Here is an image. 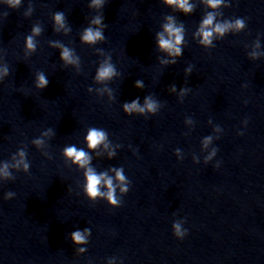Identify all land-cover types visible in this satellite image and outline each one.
Here are the masks:
<instances>
[{"label":"clouds","instance_id":"1","mask_svg":"<svg viewBox=\"0 0 264 264\" xmlns=\"http://www.w3.org/2000/svg\"><path fill=\"white\" fill-rule=\"evenodd\" d=\"M0 2L6 4L11 9H17L21 6L22 0H0ZM106 0H91L88 4L89 9L101 10L104 8ZM161 2L171 8L174 12L182 13L187 16L192 14L196 5L190 0H161ZM200 3L204 6L206 11L202 17L196 32L193 34V39L197 40L199 45L205 49H210L215 47L213 43L215 40L223 39L228 33H239L246 28V20L244 18L235 19H221L223 13L220 11L222 8L229 7V4L225 3V0H200ZM33 7L30 4L28 11L24 13L25 17L32 14ZM7 16V13H4ZM53 30L59 32L64 29L65 32H71V27H66V17L62 11H57L52 16ZM96 26V27H93ZM107 25L104 23V15L102 11L98 15H94L89 23V26L84 28L80 35V41L86 45H95L98 42H103L105 40L104 30ZM43 29L39 24H35L31 29V34L25 38V48L28 53H33L36 51V42L34 37L40 35ZM156 47L159 52L166 54L167 58H159L160 63L163 65H175L177 58L181 57L183 54V46L185 45V28L183 23H178L175 16L167 15L164 17V22L161 25V31L155 34ZM53 47L59 48L60 60L65 65H79L80 59L78 56H74V50L62 45L59 41L51 42ZM254 49H260L261 44L259 37L253 42ZM100 51H103L99 49ZM261 56H264V52L252 51L248 53L249 59L255 61ZM111 55L109 54L107 59L99 65L96 71L94 80L98 83H103L105 81L111 80L114 76L119 75L115 66L110 62ZM192 66L185 68L184 74L188 76L192 73ZM9 75V68L7 64H4L0 68V81H3L5 77ZM49 84L46 75L43 72H37L35 77V87L38 90L45 89ZM134 87L137 89H144V83L142 80H136ZM102 91H108L111 98V89H104ZM170 92H176V86L173 84L169 88ZM189 91L188 88H181L179 93V98L183 97ZM88 92H92V88H88ZM123 112L132 116L133 114L146 116L148 114L154 115L158 112L160 105L152 98V95H147L144 98V103L141 105L140 98L132 100L130 103L125 102L122 106ZM190 122V121H189ZM210 122V121H209ZM246 123V121H245ZM55 133L53 129L49 128L44 131L39 138L32 141V144L37 148H41L44 145V136L51 137ZM242 135V133H240ZM212 137L207 136L204 139V146L207 147L208 143L211 141ZM84 142L87 146V151L82 148H77L75 145H70L64 147L62 151V156L65 161H71V163L78 169L82 170L84 183H83V193L88 198V200L95 202L98 199L106 200L108 205L115 208L119 207L122 203V197L129 191L130 181L124 174L123 167H111L107 171L97 172L92 166L93 156L90 153H95L99 156L101 153L98 149L103 146V149L107 151L108 159H112L116 156V148H120V145H115V147H110L111 142L109 141L108 132L90 127L87 130V134L84 137ZM216 149L206 157V160H210L212 156L216 154ZM180 149H176V154H179ZM47 155V153H45ZM18 156L19 159L15 160V163L9 165V163L3 162L0 165V177L5 181L14 179L12 172L9 170L10 167L20 169L21 165L23 171L28 173L30 164L26 159V150L21 148L13 155V159ZM51 158V157H50ZM109 173H114L110 175ZM117 189H119V196L117 195ZM15 193L9 191L5 194V199H12ZM173 233L178 239H182L186 234L187 230L182 228L180 222H174L172 225ZM91 235V230L89 228H84L83 230H76L70 234V239L75 246H77V254H83L86 251L85 247H80L81 245H87L89 242V237ZM108 264H115V257L108 260Z\"/></svg>","mask_w":264,"mask_h":264}]
</instances>
